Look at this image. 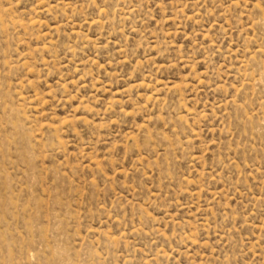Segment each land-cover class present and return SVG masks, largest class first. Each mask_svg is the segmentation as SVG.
Wrapping results in <instances>:
<instances>
[{
	"label": "rangeland",
	"instance_id": "rangeland-1",
	"mask_svg": "<svg viewBox=\"0 0 264 264\" xmlns=\"http://www.w3.org/2000/svg\"><path fill=\"white\" fill-rule=\"evenodd\" d=\"M0 264H264V0H0Z\"/></svg>",
	"mask_w": 264,
	"mask_h": 264
}]
</instances>
